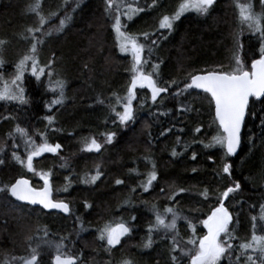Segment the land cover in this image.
<instances>
[{
	"label": "trees",
	"instance_id": "1",
	"mask_svg": "<svg viewBox=\"0 0 264 264\" xmlns=\"http://www.w3.org/2000/svg\"><path fill=\"white\" fill-rule=\"evenodd\" d=\"M32 3L35 0H0V40L7 41L3 50L7 61L6 79L14 72V63L29 51L31 41L20 37L26 35L27 27L36 26L35 17L26 14ZM77 3L79 8L71 12ZM140 3L146 10L139 13L128 30L133 28V34L141 40L145 32L156 33L153 38H159V45L153 46L146 70L151 71V65L159 63L162 83L171 79L184 80L189 72L199 74L201 70H219L221 66L223 71H229L234 54L250 67L258 40L244 30L239 37L242 47L237 48L234 37L239 25L234 0H217L208 17L185 14L167 34V39L162 37L159 21L164 15L174 14L182 0H140ZM252 3L255 11L264 10L259 0H252ZM105 7L104 0H70L67 10L73 19L61 34L47 38L38 49L40 65L54 61L53 79L62 78L66 82L63 106H57L49 113L46 104L55 94L47 90V77L36 82L28 74L25 95L29 103L20 106L0 102V146L5 149V163L0 165V185L25 177L34 187L42 186L37 176L12 159L13 140L8 139V134L19 124L40 143V137L35 133L46 132L48 141L60 143L62 151L56 156L46 153L34 165L38 170L53 172V198L63 200L70 207L69 216L64 217L56 212L21 205L0 193V260L6 255H29L28 237H42L46 229L50 239L58 241L67 237L73 252L82 253L84 264H122L124 260H131L132 264H171L170 240L159 239L156 234L151 248L142 246L147 228L154 222L152 204H156L161 212L165 207H177L194 220L197 235H201L205 229L199 220L206 219L218 206L217 197L221 192L239 182L240 190L230 194L225 206L233 213L230 228H234L241 238H250L251 217L258 216L259 206L264 205V129L260 126L264 103L250 101L241 147L234 158L225 157L219 148L206 149L195 142L207 143L217 134L213 104L203 93L182 98L192 110L179 113L176 109L180 104L169 99H165L160 108L152 105L150 93L145 89L133 102L137 110L136 122L129 126L112 123L109 109L98 104L97 99L107 102L114 93L126 94L131 79V60L120 55L115 46L113 19L106 16ZM61 9H64L63 0H43L42 10L46 16L54 11L61 13L52 23L58 24L63 17ZM146 97L148 102L141 108ZM161 110L169 114L159 116ZM48 115L55 117L51 127L58 131H50L45 119ZM5 116L9 119H4ZM170 127L171 132L160 135ZM196 127L202 129L201 133L195 132ZM181 128L183 131H179ZM110 132L116 133L113 143H104L105 135ZM177 137H180L179 143ZM92 138L104 143L100 153L81 150L84 141ZM15 142L20 144L15 151L26 158L20 138L17 137ZM184 145H189L187 151ZM173 149L180 154L173 157ZM193 152L197 155L195 161L191 159ZM65 162L68 166L61 167ZM225 162L232 165L231 175L222 171ZM152 164H155L158 179L151 190L144 193L138 185L147 179ZM97 167L102 173L100 180L95 185L83 183L86 176L95 175ZM117 179L125 183L116 185ZM65 186L68 191L63 190ZM132 187H136V193H131ZM181 188L186 191L176 200L167 199ZM161 189L165 191L161 192ZM204 189L210 194L207 200L200 195ZM130 196L135 206L120 207ZM141 201H147V204ZM85 204L92 207L86 208ZM133 215L137 218L135 221L131 220ZM121 220L134 225L133 232L109 255L104 250L106 242L97 239L98 229L106 223L115 225ZM178 229L184 240L191 236L183 220L178 221ZM239 243L240 239L234 242ZM41 259L43 264H51V254ZM184 259L187 264V258Z\"/></svg>",
	"mask_w": 264,
	"mask_h": 264
},
{
	"label": "snow or ice",
	"instance_id": "2",
	"mask_svg": "<svg viewBox=\"0 0 264 264\" xmlns=\"http://www.w3.org/2000/svg\"><path fill=\"white\" fill-rule=\"evenodd\" d=\"M42 3L43 0H35V3L29 4L26 9V14L34 16L37 23L34 27L26 28V35L21 34V39L31 41L29 51L18 62L14 63V72L7 79L5 78L7 61L3 57V50L7 41L0 40V102L20 106L27 105L29 99L25 95L26 74L34 78L36 82H40L42 77H47V90L55 94L54 98L46 104L47 111L51 113L54 108L66 103V82L62 78L53 79L54 69L52 65L54 61L41 66L37 53L47 38L61 34L73 17L67 10L70 6V0H63L64 9H61L63 17L58 20V24L52 23V21L60 17V11L51 12L46 16L42 10ZM104 3L106 16L114 21L112 31L115 33V46L120 55L131 58V79L126 94L120 96L114 93L107 102L104 99H97L98 104L109 109V113L113 117L112 123L119 126H129L136 122L137 110L134 108L133 102L137 100L138 95L143 94L142 90L145 89L150 93L152 105L160 108L164 105L165 99H169L180 104V107L176 109L179 113L192 110L190 105L183 102L182 98L203 93L205 97L210 98L209 102L214 105L217 134L213 135L207 143L202 140L195 142L203 144L206 149L219 148L225 157L236 156L241 145V132L245 117L250 111V100L264 103V10L255 11L252 0H247V2L234 0L238 10L239 25L234 37L237 48L242 47L239 37L245 29L251 35L256 36L258 40L256 54L251 60L250 67L245 65L238 54H234L232 56L233 66L229 71H223V66H221L219 70H201L199 74L189 72L184 80L171 79L162 83L159 79V63L152 64L151 71L145 70L146 66L149 65L153 46L159 45V38H153L156 37V33L145 32L143 33V40H141L140 36L126 31L127 25L122 23V17L127 21H132L146 8L141 5L140 0H134L133 3H125L124 0H119V2L118 0H104ZM259 3L264 9V0H259ZM216 4L217 0H182L174 14L164 15L159 21V30L162 32L163 39H167V34L171 33L176 22L185 14L195 13L201 17H208ZM79 6L77 3L74 8H71V12H75ZM152 6L154 7L155 4ZM147 102L148 98L146 97L140 107L143 108ZM168 114L165 110L159 111V116ZM4 119H9V117L5 116ZM45 119L50 126V131H58L56 127H51L55 123L53 115H48ZM260 126L264 129V118H262ZM171 131L172 128L170 127L166 131H162L160 135H167ZM179 131H183V129L181 128ZM201 131L200 127H196L195 132L197 134ZM69 134L71 135V133ZM35 135L40 137V143H37L29 135L26 128L17 124L13 131L8 134V139L13 140L11 146L14 149L11 153L12 159L28 173L37 176L43 182L42 186L34 187L29 179L22 178L16 179L14 183L0 185V193L5 194L6 197L11 196L21 205H38L41 209L49 212L56 210L69 214V204L53 198V172L51 170H38L34 165V162L46 153L53 156L58 155L62 151V146L60 143H50L46 132H37ZM115 136V132L107 133L104 143H113ZM17 137L23 143L26 158H22L15 151L20 147V144L15 142ZM177 142H180V137H177ZM104 143L98 142L95 138L85 140L81 150L87 153H100ZM188 147L189 145H184V150L187 151ZM4 152V147L0 146V165L5 163ZM171 154L175 157L180 153L173 149ZM191 159L194 161L197 159L195 152L192 153ZM67 166V162L61 165V167ZM231 167L230 163L225 162L222 168L223 173L231 175ZM195 171L196 169H193V172ZM101 175L102 173L97 167L95 175L86 176L82 182L95 185L100 180ZM65 179L70 183L69 177L66 176ZM157 179L155 164H152V171L148 173L146 180L140 182L138 187L147 193ZM115 183L122 185L125 181L117 179ZM240 187V183L236 182L234 186L227 187L225 191L219 194L217 197L218 206L211 210L206 219L199 220L203 229L206 230L201 235H197V225L194 220L184 215L177 207H165L161 212L156 204H152L151 211L154 222L150 223L147 228V236L142 244L143 248H151L154 243V235L159 234V239L170 240L171 264H186L184 258H187V264H222V262L224 264H264V205L259 206L258 216L253 215L251 217L250 238H241L234 228H230L234 218L233 213L225 206V201L229 199L230 194L238 192ZM63 190L68 191V187L65 186ZM130 191L136 193L137 189L132 187ZM164 191L161 189V192ZM185 191L181 188L168 196L167 199L174 201L177 196ZM200 195L207 200L210 194L208 189H204ZM141 202L147 204V201ZM134 206L131 196L120 205L122 208ZM85 207L91 208L92 206L85 204ZM136 219L135 215L131 216L132 221ZM181 220L185 222L191 232V236L186 240L179 233L178 221ZM133 228L134 225L123 220L115 225L106 223L98 229L97 239L106 242L107 247L104 250L111 255L112 249L120 245L125 237L131 236ZM43 231L42 237H28L29 255H6L3 260H0V264H43L41 258L46 254H51V264H84L82 253L73 252L71 241L67 237H62L57 241L49 238L46 229ZM238 239H240V243L234 244ZM101 246L103 247V244ZM122 264H132V261L124 260Z\"/></svg>",
	"mask_w": 264,
	"mask_h": 264
},
{
	"label": "water",
	"instance_id": "3",
	"mask_svg": "<svg viewBox=\"0 0 264 264\" xmlns=\"http://www.w3.org/2000/svg\"><path fill=\"white\" fill-rule=\"evenodd\" d=\"M251 101V100H250ZM213 107H214V105H213ZM214 118H215V111H214ZM245 119H246V117H245ZM244 127V126H243ZM242 133H243V128H242V132H241V137H242ZM241 142H242V140H241ZM240 147H241V145H240ZM239 150H240V148L238 149V151H237V154H236V156L238 155V153H239ZM236 156H233V157H231V158H234V157H236ZM19 179H22V178H19ZM23 179H27V178H25V177H23ZM43 183V182H42ZM11 197V196H10ZM12 198V197H11ZM13 200H14V198H12ZM17 202V201H16ZM19 204H20V202H18ZM26 206H29V205H26ZM30 207H33V208H40L38 205L37 206H30ZM41 209V208H40ZM42 210H44V209H42ZM44 211H46V212H49V211H47V210H44ZM51 212H56V213H58V214H60V215H62V216H64V217H67V216H69V214H70V212H69V214H64V213H61V212H58V211H56V210H52ZM205 232H206V230H205ZM122 242V241H121ZM119 246V245H118ZM117 246V247H118ZM116 247V248H117Z\"/></svg>",
	"mask_w": 264,
	"mask_h": 264
},
{
	"label": "rangeland",
	"instance_id": "4",
	"mask_svg": "<svg viewBox=\"0 0 264 264\" xmlns=\"http://www.w3.org/2000/svg\"><path fill=\"white\" fill-rule=\"evenodd\" d=\"M118 2H119V0H118ZM124 2L125 3H133L134 2V0H124ZM246 2H247V0H246ZM139 15V14H138ZM138 15H136L135 17H134V19L138 16ZM133 19V20H134ZM112 20V19H111ZM133 20L132 21H127V20H125L123 17H122V23H125L126 25H127V28L125 29L126 31H129L130 33H132L133 34V32H135V31H133V28L132 29H130V30H128V27H129V25L131 24V23H133ZM114 22V21H113ZM245 30H247V29H245ZM114 38H115V33H114ZM127 58H129L130 60H131V58H130V56H126ZM146 70V69H145ZM147 71V70H146Z\"/></svg>",
	"mask_w": 264,
	"mask_h": 264
}]
</instances>
